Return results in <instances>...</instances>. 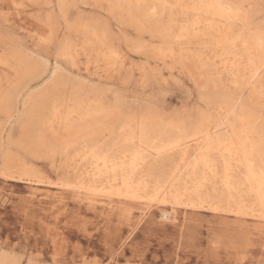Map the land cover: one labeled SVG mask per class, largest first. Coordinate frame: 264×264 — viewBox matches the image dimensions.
Listing matches in <instances>:
<instances>
[{"label": "rangeland", "instance_id": "rangeland-1", "mask_svg": "<svg viewBox=\"0 0 264 264\" xmlns=\"http://www.w3.org/2000/svg\"><path fill=\"white\" fill-rule=\"evenodd\" d=\"M252 3L251 27L264 28V0ZM65 4L61 10L58 0H0V102L11 96L8 109L0 103V264H264V218L208 206L178 207L177 219L162 218L172 207L161 204L162 195L158 202L148 197L184 166L173 149L141 169L149 182L144 200L62 185L76 181L82 140L55 151L40 142L39 134L50 129L38 120L51 102L72 104L80 95L112 111L98 140L120 137L125 124L137 127L147 114L152 135L164 141L173 138V125L191 128L204 114L216 118V106L235 97L233 87L209 80L192 59L169 54L173 41L159 38L167 17L122 11L108 0ZM88 26L100 36L107 32L116 55H104L96 39L86 40ZM6 154L17 174L34 168L44 181L4 178ZM213 202L229 207L226 197Z\"/></svg>", "mask_w": 264, "mask_h": 264}, {"label": "bare ground", "instance_id": "bare-ground-1", "mask_svg": "<svg viewBox=\"0 0 264 264\" xmlns=\"http://www.w3.org/2000/svg\"><path fill=\"white\" fill-rule=\"evenodd\" d=\"M58 1L62 10L66 0ZM108 1L111 7L128 12L137 10L143 17L158 21L167 17L159 38L165 43L173 41V47H168L169 54L173 58L192 59L209 80L223 84V89L233 87L235 97H226L216 106V118L204 114L191 128L185 123L173 125V138L169 135L164 141L152 135L147 114H143L137 120V127L132 129L124 123L120 137L98 140L96 134L108 127V119L114 115L112 111L80 95L72 99V104L66 100L51 102L47 105L48 115L37 119L45 129H50V132L39 134L40 142L55 151L60 145L68 149L77 140H82L77 148L81 161L74 167L76 181H66L62 185L130 200L146 198L149 182L140 173L141 169L163 160L161 157L165 152L173 149L180 162H184L183 170L176 166L173 175L169 172L170 179L154 185L152 194H148V200L162 195L161 204L172 207V210L162 212L163 219H177L178 207L203 209L206 206L218 212L229 209L240 217L264 218V28L251 27L252 0ZM88 27L85 28L86 40L96 39L104 55L112 57L116 51L108 44L107 32L100 36L95 27ZM247 88V97L242 98L243 90ZM10 100V95L5 96L1 106L8 109ZM101 116L105 120L102 121ZM3 165L1 175L4 178L22 179L25 175L30 181L34 178L44 181L34 168L27 166L23 173L17 174L7 154ZM221 197L227 198L230 208L213 202L214 198ZM211 200L212 203L206 205ZM4 257L5 260L7 257Z\"/></svg>", "mask_w": 264, "mask_h": 264}]
</instances>
